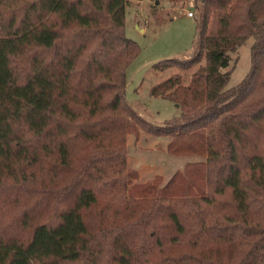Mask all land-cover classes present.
Masks as SVG:
<instances>
[{
    "label": "trees",
    "instance_id": "16d2710c",
    "mask_svg": "<svg viewBox=\"0 0 264 264\" xmlns=\"http://www.w3.org/2000/svg\"><path fill=\"white\" fill-rule=\"evenodd\" d=\"M127 2L0 0V264H264V0L195 2L189 54L152 63L203 58L186 83L151 84L180 108L162 124L124 98ZM250 35V68L224 88ZM140 130L202 158L129 186Z\"/></svg>",
    "mask_w": 264,
    "mask_h": 264
},
{
    "label": "rangeland",
    "instance_id": "374dc122",
    "mask_svg": "<svg viewBox=\"0 0 264 264\" xmlns=\"http://www.w3.org/2000/svg\"><path fill=\"white\" fill-rule=\"evenodd\" d=\"M197 0H128L124 10V34L135 41L137 54L125 69L124 98L138 113L155 124L175 118L180 108L171 99L149 93L151 84L168 75H180L186 83L192 70L203 64V58L189 68L170 65L159 69L153 62L172 56L188 55L195 33V9ZM153 7V9H152ZM191 15L186 14V10ZM154 10V12H152ZM247 36L233 51H229V70L224 88L237 84L247 73L251 64L250 44ZM169 135H153L140 130L137 137L126 135V167L135 172L129 186L154 180L162 185L174 170L181 169L188 160H198V155H174L165 150ZM12 212V211H11ZM90 222L96 224V215L91 213ZM106 220L102 219L105 224ZM128 219L127 223H133ZM140 227H143V222ZM113 264V263H110Z\"/></svg>",
    "mask_w": 264,
    "mask_h": 264
},
{
    "label": "built area",
    "instance_id": "2783aa9c",
    "mask_svg": "<svg viewBox=\"0 0 264 264\" xmlns=\"http://www.w3.org/2000/svg\"><path fill=\"white\" fill-rule=\"evenodd\" d=\"M186 14L189 16V15H191V11L188 9V10H186Z\"/></svg>",
    "mask_w": 264,
    "mask_h": 264
},
{
    "label": "water",
    "instance_id": "95a60500",
    "mask_svg": "<svg viewBox=\"0 0 264 264\" xmlns=\"http://www.w3.org/2000/svg\"><path fill=\"white\" fill-rule=\"evenodd\" d=\"M154 2H157V0H155ZM176 104V103H175Z\"/></svg>",
    "mask_w": 264,
    "mask_h": 264
}]
</instances>
